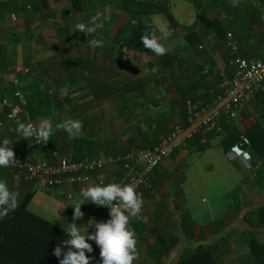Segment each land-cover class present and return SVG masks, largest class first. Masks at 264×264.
I'll return each instance as SVG.
<instances>
[{
  "label": "crops",
  "instance_id": "1",
  "mask_svg": "<svg viewBox=\"0 0 264 264\" xmlns=\"http://www.w3.org/2000/svg\"><path fill=\"white\" fill-rule=\"evenodd\" d=\"M227 32L239 56L263 59L264 0H0V72L18 79L0 78V142L34 160L53 150L79 160L154 146L187 124V101L210 100V89L233 76ZM17 88L27 104L10 120ZM27 119L43 147L25 129ZM240 134L254 144L251 165L228 152ZM256 149L264 150V91L222 133L187 139L161 161L150 186L120 212L99 264H176L184 251L201 248L215 264H247L248 241L264 244V228L247 218L264 207ZM221 151L237 159L241 177L227 175L237 188L226 194V208L218 205L220 214L194 212L184 183L203 159L212 170ZM121 175L114 164L101 174L104 185L92 175L87 184L52 189L1 175L0 195L32 193L35 213L90 242L109 220V179Z\"/></svg>",
  "mask_w": 264,
  "mask_h": 264
},
{
  "label": "built area",
  "instance_id": "2",
  "mask_svg": "<svg viewBox=\"0 0 264 264\" xmlns=\"http://www.w3.org/2000/svg\"><path fill=\"white\" fill-rule=\"evenodd\" d=\"M152 40L155 37L151 36ZM227 47L233 54L231 63L234 66L233 76L223 80L210 89L211 99L204 101H187V124L184 127L175 126L156 145L134 149L121 155L83 158L73 160L52 151L51 158L34 160L30 156L17 152L6 143L0 142V176L7 175L14 183L26 181L42 183L44 188L52 189L65 183L84 185L95 175L100 185L106 183L101 176L107 166L119 164L122 175L117 179H109L108 194L112 198L109 220L104 228L92 237L90 243L92 252L87 264H98L105 253L109 241L116 234V221L130 199L143 187L150 186V173L180 147L187 139L196 135L208 136L220 134L226 121L238 118L258 93L264 91V58L248 59L237 54V45L231 32L226 33ZM27 71V69H24ZM9 77L18 84V79L11 70L0 72V78ZM17 102L10 107L7 119L19 118L25 113L26 97L20 89L14 91ZM2 104H7L3 99ZM0 125L2 123L0 122ZM25 129L34 139V144L40 146L42 138L38 127L27 119ZM251 142L245 134H240L236 142L229 146V153L234 157L252 163L250 153ZM65 194V191H62ZM70 197V194H67Z\"/></svg>",
  "mask_w": 264,
  "mask_h": 264
},
{
  "label": "trees",
  "instance_id": "3",
  "mask_svg": "<svg viewBox=\"0 0 264 264\" xmlns=\"http://www.w3.org/2000/svg\"><path fill=\"white\" fill-rule=\"evenodd\" d=\"M251 146L249 150L253 156ZM38 147H43V144ZM255 152L262 156L258 158L264 159L263 149ZM6 181L10 182L11 178L7 176ZM31 196L32 193H28L17 203L0 196V264H87L92 252L91 243L30 210ZM247 218L264 228V207L251 212ZM182 219L180 216V221ZM181 229L187 231L185 227ZM247 244L250 254L247 264H264V244L254 239ZM209 250L184 251L176 264H215L212 255H208Z\"/></svg>",
  "mask_w": 264,
  "mask_h": 264
},
{
  "label": "rangeland",
  "instance_id": "4",
  "mask_svg": "<svg viewBox=\"0 0 264 264\" xmlns=\"http://www.w3.org/2000/svg\"><path fill=\"white\" fill-rule=\"evenodd\" d=\"M224 152L225 151H221L220 153L217 152L215 156L212 155V160L214 161L212 164L214 168L212 170H207V167L205 169L204 161L206 160L203 159L200 164H198L200 165V170H197L198 166L194 167L191 170V176L186 179L184 189L191 198L190 203L192 204L191 206L194 212L197 210H208L211 213V208H213L214 213L220 214L218 205L222 204L223 207L226 208V203L229 199L228 196L226 197V194L237 188L235 185V183H237V178H235V180L233 179L234 181H229L227 177L229 173H234V171L241 177L242 173L239 172V168L233 163L234 160L236 161L237 159L228 160ZM245 170L249 171L247 168H245ZM250 171L253 173L254 170L251 169ZM0 196L11 203L19 202L21 197L16 194H14L12 198L4 195ZM28 208L33 212L35 210L31 203L28 204ZM43 215L46 216V214Z\"/></svg>",
  "mask_w": 264,
  "mask_h": 264
},
{
  "label": "clouds",
  "instance_id": "5",
  "mask_svg": "<svg viewBox=\"0 0 264 264\" xmlns=\"http://www.w3.org/2000/svg\"><path fill=\"white\" fill-rule=\"evenodd\" d=\"M115 236V235H114ZM111 241V240H110ZM110 241H109V243H110ZM109 245V244H108ZM99 264V263H98Z\"/></svg>",
  "mask_w": 264,
  "mask_h": 264
}]
</instances>
